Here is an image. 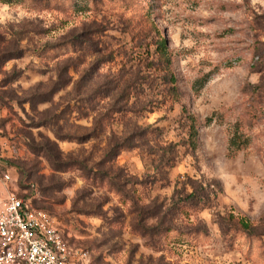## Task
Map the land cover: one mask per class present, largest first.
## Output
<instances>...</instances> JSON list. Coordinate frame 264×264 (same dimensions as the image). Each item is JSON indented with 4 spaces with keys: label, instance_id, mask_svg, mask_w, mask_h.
Returning a JSON list of instances; mask_svg holds the SVG:
<instances>
[{
    "label": "rangeland",
    "instance_id": "374dc122",
    "mask_svg": "<svg viewBox=\"0 0 264 264\" xmlns=\"http://www.w3.org/2000/svg\"><path fill=\"white\" fill-rule=\"evenodd\" d=\"M0 184L77 264H264V0H0Z\"/></svg>",
    "mask_w": 264,
    "mask_h": 264
},
{
    "label": "built area",
    "instance_id": "2783aa9c",
    "mask_svg": "<svg viewBox=\"0 0 264 264\" xmlns=\"http://www.w3.org/2000/svg\"><path fill=\"white\" fill-rule=\"evenodd\" d=\"M82 259L47 212L8 195L0 209V264H77Z\"/></svg>",
    "mask_w": 264,
    "mask_h": 264
},
{
    "label": "trees",
    "instance_id": "16d2710c",
    "mask_svg": "<svg viewBox=\"0 0 264 264\" xmlns=\"http://www.w3.org/2000/svg\"><path fill=\"white\" fill-rule=\"evenodd\" d=\"M158 48L165 51L166 50V41L163 40L162 38H160V40L158 41ZM172 81H175V78L172 76L171 78ZM188 121L190 123L189 126V145L190 147H192V149H196L197 145H198V131L196 129V120L195 118L190 115L188 118ZM232 147L235 148V150H240L242 149V142L240 141L239 135L235 134L234 138L232 139L231 142ZM189 182L191 183L190 186L192 187L193 191L191 192V194H189L186 198V200L188 201H196V200H200L201 199V191L198 188V181H193V180H189ZM240 225L241 227L249 232V233H254V228L252 227L251 224H249L247 221L245 220H240Z\"/></svg>",
    "mask_w": 264,
    "mask_h": 264
},
{
    "label": "crops",
    "instance_id": "0c3cea01",
    "mask_svg": "<svg viewBox=\"0 0 264 264\" xmlns=\"http://www.w3.org/2000/svg\"><path fill=\"white\" fill-rule=\"evenodd\" d=\"M7 176V175H6ZM3 187V188H2ZM6 191V192H5ZM6 193V194H5ZM10 194V193H9ZM5 195H7V189L3 184H0V209L2 208L4 202L6 201Z\"/></svg>",
    "mask_w": 264,
    "mask_h": 264
}]
</instances>
